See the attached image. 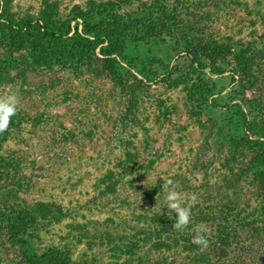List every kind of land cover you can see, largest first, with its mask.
Masks as SVG:
<instances>
[{
    "label": "rangeland",
    "instance_id": "374dc122",
    "mask_svg": "<svg viewBox=\"0 0 264 264\" xmlns=\"http://www.w3.org/2000/svg\"><path fill=\"white\" fill-rule=\"evenodd\" d=\"M192 1L162 0L171 7ZM91 3L117 4L118 18L146 19L149 24L137 40L127 41L124 56L131 64L120 63L121 80L111 78L100 65L7 71L0 63V96L15 93L18 101L0 147V157L9 162L0 175V207L15 210L38 203L51 207L50 221H38L23 237L30 256L54 246L68 249L76 264H124L128 246L134 248L128 260L141 256L142 185L137 173L131 180L126 175L103 177L105 172L127 158L152 161L153 170L146 178L151 184L169 174L182 195L206 182L213 191L227 151H213L209 142L228 134L242 136L234 107L241 90L229 68L221 76H210L206 70L205 76L215 82L213 101L201 109L194 105L190 86L196 75L185 78L192 71L188 60L177 55L174 41L146 35L159 33L156 12L161 0H0V9L6 4L16 21L37 20L47 5H53V20L63 22L76 6L86 10ZM232 4L219 1L204 8L208 17L201 23L209 39L238 43L233 47L237 53L264 37V0H232ZM256 65L264 74V59L257 58ZM253 96L264 106L260 91L246 94L249 99ZM131 150V156L125 154ZM238 187L242 207L251 200V190ZM220 204L210 212L219 215ZM207 217L193 227L208 240L207 247H201L203 254L174 248L159 254L172 256L174 264H264V221L237 227L230 247L219 250L214 247L216 222ZM0 264H24L2 229Z\"/></svg>",
    "mask_w": 264,
    "mask_h": 264
},
{
    "label": "trees",
    "instance_id": "16d2710c",
    "mask_svg": "<svg viewBox=\"0 0 264 264\" xmlns=\"http://www.w3.org/2000/svg\"><path fill=\"white\" fill-rule=\"evenodd\" d=\"M219 1L234 5L232 0H193L171 7L161 0L158 4L160 9L156 12L160 20L159 33L146 35L156 40L164 41L163 38H167L174 41L177 55L183 54L188 60V67L192 71L185 78L196 75L190 88L191 101L198 109L213 101L210 98L214 96L215 82L205 76L206 70L210 76H221L230 69L228 72L232 80L238 79L241 90L239 104L234 107L237 108L243 134L240 137L228 134L218 141L209 142L213 151H227L220 165V179L213 191H209L206 182L190 193L181 194L184 199H181V204L188 205L191 213V222L184 229L174 228L175 213L170 214V210L162 207L164 192L160 187L168 179L173 181L172 177L166 174L161 181L153 184L146 180L153 170L152 161L141 163L127 158L118 168L105 172L103 177L126 175L131 180V174L137 173L140 187L142 185V199L138 201L142 221V257L135 256L128 260L134 251L132 246H128L123 254L126 257L124 264H174L172 256L159 254H169L171 248L183 253L201 252V246L192 243L199 231H194L193 227L202 223L207 216L216 222L214 247L219 250L230 247L237 227L248 222L264 221V106L257 97L246 98L248 91H260L264 95V74L260 65H256L257 58L264 59V37L256 38L257 42L252 41L251 45L240 48L237 53H234L233 47L238 43H218L209 39L203 26L208 16H204L203 9ZM94 5L86 10L76 6L62 22L53 20L50 12L53 5H47L37 20L16 21L7 5L3 4L0 9V63L4 70L26 66L51 69L100 65L111 78L121 80L124 74L120 63L131 64L124 56L127 41L133 38L137 40V35L149 22L146 19L118 18V5L114 3H104L99 7ZM71 22H75V25L71 26ZM142 69L147 70L145 66ZM171 75L168 72L169 79ZM141 76L147 78L142 73ZM7 131V127L0 130V147ZM125 154L131 156L132 150ZM8 163L6 158L0 157V175L8 168ZM131 180H127L129 185ZM175 185L176 189L181 187ZM241 185L251 190V200L244 202L242 207L239 204L243 200L236 195V188ZM219 204V215L217 211L210 212ZM49 208L43 203L31 208L25 205L15 210L0 207V229L24 264H76L65 247L48 246L36 257L28 254L27 241L23 237L36 228L38 221H50L48 217L52 210ZM151 252L159 256L152 259L151 255H147Z\"/></svg>",
    "mask_w": 264,
    "mask_h": 264
},
{
    "label": "clouds",
    "instance_id": "9594fccd",
    "mask_svg": "<svg viewBox=\"0 0 264 264\" xmlns=\"http://www.w3.org/2000/svg\"><path fill=\"white\" fill-rule=\"evenodd\" d=\"M17 110L18 101L15 93L0 96V130L7 127L10 119L15 116ZM156 179L157 177L155 178V182ZM160 189L164 192L162 207L170 210V214L171 212L175 213L173 227L176 229L186 228L191 222L190 207L186 204H181V194L176 190L175 183L171 179H168L162 183ZM192 243L197 246L207 247L208 240L202 234V230L197 231L192 239Z\"/></svg>",
    "mask_w": 264,
    "mask_h": 264
}]
</instances>
